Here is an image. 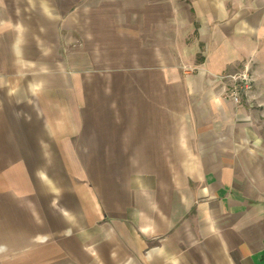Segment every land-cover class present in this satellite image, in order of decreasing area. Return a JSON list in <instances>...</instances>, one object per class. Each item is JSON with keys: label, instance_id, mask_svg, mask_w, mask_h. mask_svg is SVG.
I'll return each mask as SVG.
<instances>
[{"label": "crops", "instance_id": "obj_1", "mask_svg": "<svg viewBox=\"0 0 264 264\" xmlns=\"http://www.w3.org/2000/svg\"><path fill=\"white\" fill-rule=\"evenodd\" d=\"M263 62L264 0H0V253L264 264V109L225 77Z\"/></svg>", "mask_w": 264, "mask_h": 264}, {"label": "built area", "instance_id": "obj_2", "mask_svg": "<svg viewBox=\"0 0 264 264\" xmlns=\"http://www.w3.org/2000/svg\"><path fill=\"white\" fill-rule=\"evenodd\" d=\"M232 80L228 95L237 104L246 97H250L254 88V76L251 65L246 64L240 71L226 75Z\"/></svg>", "mask_w": 264, "mask_h": 264}, {"label": "rangeland", "instance_id": "obj_3", "mask_svg": "<svg viewBox=\"0 0 264 264\" xmlns=\"http://www.w3.org/2000/svg\"><path fill=\"white\" fill-rule=\"evenodd\" d=\"M252 73L254 76V88L251 94V98L255 95L254 101H257V104L262 106L264 109V62L259 65V74L255 73V70L252 69ZM256 92V94H255ZM3 238H1L0 246L2 248ZM19 254L12 253H0V264H18L15 261H12L11 258L18 256ZM4 256V257H3Z\"/></svg>", "mask_w": 264, "mask_h": 264}]
</instances>
